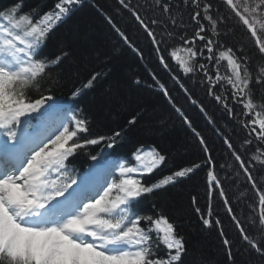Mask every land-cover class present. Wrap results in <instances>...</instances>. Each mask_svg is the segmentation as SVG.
Wrapping results in <instances>:
<instances>
[{"label":"snow or ice","instance_id":"snow-or-ice-1","mask_svg":"<svg viewBox=\"0 0 264 264\" xmlns=\"http://www.w3.org/2000/svg\"><path fill=\"white\" fill-rule=\"evenodd\" d=\"M88 2L141 61L143 50L121 22L130 21L147 39L159 71L145 65L151 83L139 77L133 83L164 97L202 155L152 183L143 177L168 160L155 145L147 148V163L143 146L131 154L139 167L114 161L102 149L89 154L87 171L77 172L71 166L74 157L90 146L114 148L135 129L141 113L108 134L82 136L91 123L84 110L51 94L61 85L72 49L65 42L51 55L42 49L85 0H54L46 8L11 0L0 7V264H185L188 242L177 223L155 201L148 211L138 205L201 170L207 210L194 195L191 203L204 228L218 229L224 264H237V244L264 262V0H115L111 13L96 0ZM237 25L254 41L253 49L228 42ZM106 75L93 68L70 88V99L77 100ZM197 89L219 110L223 126ZM188 107L214 126L228 154L223 162L194 127ZM229 122L244 132L239 145L225 134ZM241 177L254 193L251 198L241 193L243 219L226 191V185H240ZM214 197L222 201L236 240L214 217Z\"/></svg>","mask_w":264,"mask_h":264},{"label":"trees","instance_id":"trees-1","mask_svg":"<svg viewBox=\"0 0 264 264\" xmlns=\"http://www.w3.org/2000/svg\"><path fill=\"white\" fill-rule=\"evenodd\" d=\"M10 2L11 0H0V7ZM25 2L27 6L40 4L46 8L51 6L54 0H25ZM96 3L109 13L116 7L115 0H96ZM121 26L143 50L144 61H141L137 54L129 49L111 30L104 18L91 7L88 0H85L84 5L71 19L56 29L42 49V53L51 55L58 52L61 42H65L72 49V56L65 61L63 66L61 85L53 86L51 94L58 102L84 110L91 123L89 132L82 134V136L92 138L108 134L111 129L123 125L131 115L141 113L137 126L125 140L112 149H107L104 144L90 146L86 152H81L73 158L71 166L77 172L87 171L91 164L89 154L96 155L102 149L110 157H114L116 161L129 163L131 154L137 147L155 145L164 150L168 160L154 174L143 178L145 183H152L189 161L199 159L202 153L191 130L176 116L164 97L143 83L140 86L133 83L137 77L142 82L151 83V77L145 65L157 71L159 69L151 52V45L144 35L134 29L128 20L122 21ZM227 39L230 44L244 43L248 49L254 48V41L238 25L235 35H230ZM105 60L106 63H103L102 61ZM93 68L102 69L107 75L94 88L86 91L77 100L72 101L70 88L73 85L78 86ZM221 71H225L223 66ZM107 90H110V94ZM177 91L174 90L173 94L175 95ZM196 91L197 95L204 99L208 106L209 114L217 120V125L223 126V119L219 110L204 97L203 91L200 89ZM33 95L36 94L33 93ZM181 103L184 101L181 100ZM186 114L192 119L194 127L215 149V157L223 162L228 154L222 146L221 139L214 131V126L209 125L194 107H188ZM224 131L225 134L232 136L237 145L244 136V132L234 122H229ZM221 175L223 176V173ZM243 180L244 178L241 177V184L238 186L226 185L229 198L242 219L245 215V209L243 205L238 203L241 199V193H245L249 198L254 195L249 190L250 186L245 187L243 185ZM193 195L197 198L198 206L206 211L208 198L203 170L198 171L189 180H182L174 186H169L154 197L143 198L138 207L142 211H148L152 202L155 201L177 223L178 230L188 242L189 254L185 258V264H224L225 254L218 229L202 226L193 210L191 203ZM212 208L214 217L218 216L230 238L236 240L234 226L218 197L213 198ZM237 248L239 251L234 249L237 264H247L250 259L252 264H264L258 257H249L239 244H237Z\"/></svg>","mask_w":264,"mask_h":264},{"label":"rangeland","instance_id":"rangeland-1","mask_svg":"<svg viewBox=\"0 0 264 264\" xmlns=\"http://www.w3.org/2000/svg\"><path fill=\"white\" fill-rule=\"evenodd\" d=\"M145 148V162L147 163V148L148 147H144ZM130 161L132 162V164H135L136 167H139L140 165L138 164V162H135L132 158L130 159ZM159 168H157L153 173L145 175L144 177H148L149 175L154 174ZM143 177V178H144Z\"/></svg>","mask_w":264,"mask_h":264},{"label":"bare ground","instance_id":"bare-ground-1","mask_svg":"<svg viewBox=\"0 0 264 264\" xmlns=\"http://www.w3.org/2000/svg\"><path fill=\"white\" fill-rule=\"evenodd\" d=\"M139 164V163H138Z\"/></svg>","mask_w":264,"mask_h":264}]
</instances>
